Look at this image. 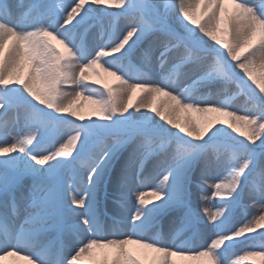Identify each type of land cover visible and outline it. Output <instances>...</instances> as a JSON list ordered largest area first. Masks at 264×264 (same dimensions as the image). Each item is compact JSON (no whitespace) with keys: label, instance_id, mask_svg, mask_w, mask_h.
<instances>
[{"label":"snow or ice","instance_id":"snow-or-ice-1","mask_svg":"<svg viewBox=\"0 0 264 264\" xmlns=\"http://www.w3.org/2000/svg\"><path fill=\"white\" fill-rule=\"evenodd\" d=\"M236 244L264 264V0H0V262Z\"/></svg>","mask_w":264,"mask_h":264},{"label":"rangeland","instance_id":"rangeland-1","mask_svg":"<svg viewBox=\"0 0 264 264\" xmlns=\"http://www.w3.org/2000/svg\"><path fill=\"white\" fill-rule=\"evenodd\" d=\"M110 80H111V78H109ZM96 87H99V86H96ZM239 103H243L242 101H240ZM151 166V165H150ZM196 194H200V196H203V195H205V196H211V190L209 189V191L206 193V194H204L203 192H199V191H197V193ZM197 197V199L199 198V196H196ZM107 199H108V201L111 199V198H105V196H104V192H103V190H101V192H100V196H99V210H100V212L101 213H104V203H105V201H107ZM214 201H211L210 200V202H209V204L212 206V203H213ZM166 227H171V225L168 223V222H164L163 224H162V226H161V229L162 228H166ZM161 229H160V231H161ZM202 242V241H201ZM261 241L259 240V238H257L255 241H248L247 243H255V244H259ZM240 244H236V245H233L230 249H229V251H228V253H227V260H226V264H232V261L233 260H235V258H236V256L237 255H240V254H242V252L244 251V250H247V245L246 244H244L242 247H240V248H238L237 249V247L239 246ZM261 249H259V248H253V251H260ZM252 261H255V264H260V257H253L252 258ZM252 261H249V262H246V264H252ZM14 264H16V263H14ZM186 264H188V262H186Z\"/></svg>","mask_w":264,"mask_h":264},{"label":"bare ground","instance_id":"bare-ground-1","mask_svg":"<svg viewBox=\"0 0 264 264\" xmlns=\"http://www.w3.org/2000/svg\"><path fill=\"white\" fill-rule=\"evenodd\" d=\"M150 167H151V166L149 165V168H150ZM210 183H211V182H210ZM207 192H208V191H207ZM207 192H203V193L206 194ZM196 196H199V197H200V194H196ZM203 196H205V195H203ZM209 197H211V196H209ZM208 206L211 207L210 204H209ZM118 212H120V206L114 201V199L111 198L109 201H108V199H107V201H105V203H104V213L108 214L109 216H112V215H115V214L118 213ZM169 228H170V227L162 228V229H161V232H162V233H168ZM149 235H150V236H154L155 233H149ZM172 235L175 236L176 233L173 232ZM200 242H201V241H198V243H200ZM249 244H251V243H249ZM243 245H244V244H240V245L237 247V249L240 248V247H242ZM247 250H249V251H253V248H248V247H247ZM235 259H236V258H235ZM187 262H188V264H206V262L203 261V260H189V261H187ZM14 263H16V264H26L25 261L19 259L18 257H12V256H10V257H6L4 261L0 262V264H14Z\"/></svg>","mask_w":264,"mask_h":264}]
</instances>
